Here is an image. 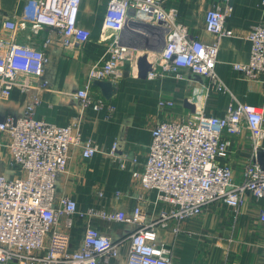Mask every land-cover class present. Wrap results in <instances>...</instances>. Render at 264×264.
Instances as JSON below:
<instances>
[{"label":"built area","instance_id":"obj_1","mask_svg":"<svg viewBox=\"0 0 264 264\" xmlns=\"http://www.w3.org/2000/svg\"><path fill=\"white\" fill-rule=\"evenodd\" d=\"M80 2L30 0L19 19H8L4 25L12 30L46 25L59 29L66 44L70 38L84 42L91 32L78 25ZM261 4L264 6V0ZM232 10L230 0H213L206 11L205 28L218 36L212 42L199 40L186 24L178 21L177 10L168 7L165 0H109L103 25L113 33L133 26V22L152 27L155 61L146 71L149 79L182 77L181 69H189L208 78L207 88L225 92L227 87L218 77L216 65L220 39L234 35L226 25ZM247 38L252 43L250 60L233 66L248 78L264 76V24H253ZM8 42L7 49L0 52V99L8 98L15 86L23 92L48 89V80L44 78L48 53L12 39ZM137 50L114 37L108 56L90 66L86 86L74 91L73 98L82 107L107 108L111 113L114 104L94 96L91 85L96 79L124 77L126 64ZM150 51L142 55H149ZM39 103L41 98L35 94L19 116L7 115L0 120V136L8 139L10 167V172H0V264H99L120 254L121 240H114L92 224L86 225L80 247L71 249L70 229L77 216L132 223L135 227L129 234L126 264H173L174 246L159 240L158 229L179 232L182 222L197 217L214 201L239 208L247 193L264 198V164L258 159L260 151H264V109L259 106L231 102L223 116L207 114L201 108L187 118L162 120L154 125L144 170L133 172L143 188L155 190L157 201L164 203L157 216L148 218L142 195L128 213L124 209L94 207L80 210L71 195L57 193L56 179L67 169L71 147L81 146L84 157H91L100 149L92 138L82 136V116L59 125L36 116ZM160 105L173 106L174 101L162 100ZM245 128L250 133L251 155L241 178L235 180L232 167L223 160L229 157L233 136ZM116 148L114 143L109 154L122 167L128 161L136 162L135 158L118 155ZM260 219L264 222L263 209ZM172 221L176 224L171 225Z\"/></svg>","mask_w":264,"mask_h":264},{"label":"crops","instance_id":"obj_2","mask_svg":"<svg viewBox=\"0 0 264 264\" xmlns=\"http://www.w3.org/2000/svg\"><path fill=\"white\" fill-rule=\"evenodd\" d=\"M108 3L109 0H81L78 25L89 29L91 35L84 42L70 38V43L66 44V37L59 29L46 25L36 29L29 25L17 30L7 28L5 22L19 19L28 9L30 0H0V52L7 49L8 41L12 39L43 49L49 56L44 72L48 89L23 92L15 86L8 98L0 99V120L7 115L19 116L35 94L41 98L36 107L38 118L65 125L73 117L82 116V136L92 138L100 150L91 157H84L82 147L73 145L67 169L57 176V193L71 195L80 210L94 207L124 209L128 213L134 210L142 195L141 202L151 218L159 214L164 203L157 201L155 190L143 188L133 172L144 170L156 123L187 118L201 108L207 114L223 116L231 102H246L264 109V76L248 78L233 66L236 62L250 60L252 43L247 35L253 24H264V6L261 0H230L233 10L226 18V25L233 29L234 35L220 39L216 65V73L227 87L223 92L207 88L208 78L189 69H181L182 77L169 75L149 79L146 71L155 61L152 59L155 54V48H152L154 30L146 24L141 29L137 24L128 25L120 33L105 29L103 22ZM165 3L177 10L178 21L186 24L202 42L218 38L204 25L205 13L213 0H165ZM116 36L122 39V43L136 46L137 54L127 62L126 73L113 87L112 96L107 97V91L105 93L94 83L90 88L94 96L107 97V102L114 104L115 108L109 113L107 108L82 107L71 94L86 86L90 66L108 56L109 43ZM147 50L153 52L147 55ZM144 51L147 54L142 55ZM168 99L174 101L173 106L160 105V101ZM7 140V137L0 136V172L6 173L10 172ZM114 143H117L118 155L135 158L136 162L128 161L122 167L109 154ZM250 155L251 138L249 129L245 128L233 136L229 157L223 160L232 167L235 180L241 178ZM258 159L264 164V151H260ZM262 209L264 198L248 193L239 208L221 200L214 201L197 217L182 222L179 232L171 228L158 229V238L174 246L173 264H264ZM63 221L64 218L60 223ZM172 222L171 225L176 224ZM87 224L113 236L114 240H121L120 254L99 264H126L130 251L129 234L135 226L126 221L77 216L75 226L70 229L73 235L71 249L80 247Z\"/></svg>","mask_w":264,"mask_h":264},{"label":"water","instance_id":"obj_3","mask_svg":"<svg viewBox=\"0 0 264 264\" xmlns=\"http://www.w3.org/2000/svg\"><path fill=\"white\" fill-rule=\"evenodd\" d=\"M132 24L134 25H138V26H144L143 23H137V22H133ZM145 27V26H144ZM119 82V80H113V79H96L93 81L94 84L99 85L100 87H102L103 91H107L108 95L107 97L112 96L113 93V87ZM106 97V98H107Z\"/></svg>","mask_w":264,"mask_h":264},{"label":"bare ground","instance_id":"obj_4","mask_svg":"<svg viewBox=\"0 0 264 264\" xmlns=\"http://www.w3.org/2000/svg\"><path fill=\"white\" fill-rule=\"evenodd\" d=\"M141 32H143V31H141Z\"/></svg>","mask_w":264,"mask_h":264}]
</instances>
